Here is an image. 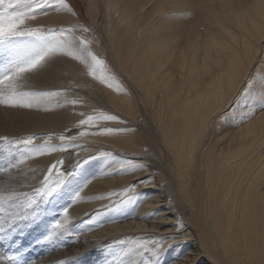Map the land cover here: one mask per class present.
I'll list each match as a JSON object with an SVG mask.
<instances>
[{"label":"bare ground","instance_id":"bare-ground-1","mask_svg":"<svg viewBox=\"0 0 264 264\" xmlns=\"http://www.w3.org/2000/svg\"><path fill=\"white\" fill-rule=\"evenodd\" d=\"M65 2L70 11L24 24L50 16L102 63L48 57L50 74L17 87L59 97L32 108L0 104V132L56 146L25 150L20 165L0 172V187L31 191L58 160L53 173L69 181L53 217L63 221L68 207L65 236L35 264H157V245L159 264H264V0H85L101 34ZM101 112L118 120L80 125ZM100 152L111 155L84 163ZM127 161L144 167L120 171ZM130 183L136 198L122 201Z\"/></svg>","mask_w":264,"mask_h":264},{"label":"snow or ice","instance_id":"snow-or-ice-1","mask_svg":"<svg viewBox=\"0 0 264 264\" xmlns=\"http://www.w3.org/2000/svg\"><path fill=\"white\" fill-rule=\"evenodd\" d=\"M13 4L24 5L27 8V12L18 13L10 11ZM65 8L71 10L65 0H0V46H3L6 50H12L11 58L0 70V104L8 105L12 107L32 108L34 106H40L45 103H52L53 98L59 97L61 91H22L17 87V82L24 79H39L52 72L55 61L50 60L46 63V58L57 57V54H67L70 57H74L77 60H83L85 63L89 62V58L93 65L102 63L97 56L88 51L89 42L78 37L72 28H34L29 30H21L16 27L14 21L19 22L20 17L24 15H31L35 13L46 14L47 10H55L57 8ZM7 24V27L5 26ZM87 32L88 30L82 29ZM21 38H34L30 41H24ZM58 58V57H57ZM89 75H94V71H89ZM249 84L252 82L249 81ZM66 91V90H65ZM250 89H246L244 95H246ZM73 104L76 101H72ZM59 106V105H57ZM259 107L264 108V102L259 104ZM255 109L249 113H245L243 116H250L254 114ZM225 118H227L225 116ZM93 119L103 121H116L118 117L115 115L105 114L101 112L98 116H89L87 121L81 120L80 125H85L91 122ZM99 127L101 133H119L127 131L123 128H107ZM7 137H0V141L7 140ZM35 137H28L24 140H16L14 144L9 141V145L12 147H24L29 151L40 154V147L51 148L53 151L56 146L51 144H45L43 146H37L33 144ZM72 138L61 135L60 141L68 146L74 147L70 143ZM4 145L0 144V148ZM111 153L100 152L98 156H89L84 161L87 164L89 161L99 159V157H108ZM20 162L9 164V168H16ZM62 164V161H56L51 167L48 168V174L44 176L40 182L42 187H35L31 192L14 193L12 195L5 196L0 193V213H6L4 207L8 202L9 208L15 209V211L7 212L4 215H0V236H6L9 230L15 231L16 227L29 220H34L38 213L34 210L37 208L41 201H48L54 197L66 184L68 177L63 173H59L57 178L52 177L54 171L58 172L57 165ZM144 165L133 163L132 161L122 162L117 165L120 171H136L141 170ZM0 171H6V169H0ZM151 177L147 178L141 183H147ZM136 185L130 183L123 188L119 196L121 200H133L136 197L134 195H128L129 193H135ZM109 195H116V193H110ZM75 199L80 198V193H75ZM68 207L63 208L62 213L64 215L63 221L57 219L50 225L49 234L44 236V239H50L57 234V230L65 229L68 222ZM143 247V245H137V249ZM163 254V246L157 245L151 250V256L157 258V264H159V257ZM9 260H16V257H9Z\"/></svg>","mask_w":264,"mask_h":264},{"label":"rangeland","instance_id":"rangeland-1","mask_svg":"<svg viewBox=\"0 0 264 264\" xmlns=\"http://www.w3.org/2000/svg\"><path fill=\"white\" fill-rule=\"evenodd\" d=\"M68 1L71 2L72 5L74 6L76 14L80 16L79 20L81 21V24L84 25V27H89V28L92 27L97 33L101 34L102 30L100 29V27L94 25L93 19L88 15V13H91V10L90 9L88 10V6L86 4L87 2H85V0H67V2ZM25 8L26 7L24 5L13 4L12 9H10V11L25 13L27 9ZM40 15L42 14L35 13L31 15H24L20 17L19 22L14 21L13 23L16 24V27L19 26L18 28H20L21 30H29L40 27L43 28L64 27L63 25L59 26L52 24L51 22L54 21L55 19H53L50 16H48L45 19L44 18L39 19V21L41 22L40 24H35V23L33 24L29 23L28 25L24 24L25 23L24 18H26L27 16H31L27 18V19H31ZM5 26L7 27V24ZM21 39L24 41H30L34 38H21ZM100 43H101L100 50L105 52L106 48L104 46V41L102 39L100 40ZM11 56H12V50L10 49L6 50L3 46H0V59H1L0 70H2V67L11 58ZM0 137L8 138L7 140L0 141V144L4 145L3 148H0V169H6L8 171V169L9 170L11 169L8 167L9 164H14L17 163L18 161L20 162L19 165L21 164V160H20L21 156L23 155L24 151L27 150V148L24 147H12L9 145L8 142L12 141V143L14 144L16 140H24L27 139L28 137L22 135H13L11 133H4V132H0ZM0 172H5V171H0ZM51 175L53 178H57L58 176L56 175V173H52ZM3 179H4L3 177H0L1 180L0 185L4 183ZM68 184L69 181L67 179L66 184L54 197L50 198L48 201L40 202L39 206L34 209L38 213L37 217L34 220H29L27 222L20 224L19 226L16 227L15 231L9 230L6 236H0V261L2 263L4 264L43 263L42 260L45 259L46 256L47 257L53 256L54 255L53 253L58 251L56 247L57 242L55 241L58 240V237L60 239L61 237L65 236L63 230H57V234L54 235L55 237L52 236L50 240L47 239L49 242L44 239V236L49 234L50 225L54 222L53 217L55 218V214L57 212L56 203H60V201H62V198L65 195V188ZM6 185H4V187L2 186L0 187V193L6 191L4 190V188L7 189ZM37 187H42V184L40 183L39 186ZM8 191L7 193L5 192L3 194H5V196H8L14 193H19V191H11V190ZM22 192H26V191H22ZM27 192H31V191H27ZM4 207L6 209V213L15 211V209L9 208L8 202L5 203ZM6 213H0V215H4ZM9 257H16V260L14 261L9 260Z\"/></svg>","mask_w":264,"mask_h":264}]
</instances>
